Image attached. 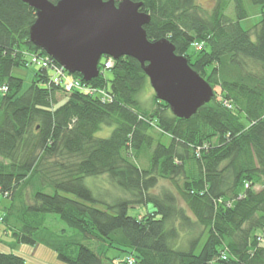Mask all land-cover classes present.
Masks as SVG:
<instances>
[{"label":"trees","instance_id":"trees-1","mask_svg":"<svg viewBox=\"0 0 264 264\" xmlns=\"http://www.w3.org/2000/svg\"><path fill=\"white\" fill-rule=\"evenodd\" d=\"M132 1L150 16L147 38L168 39L213 87L212 99L188 119L174 116L154 94L145 105L140 94L148 78L127 55L87 82L66 72L104 89L110 100L67 92L28 59L46 55L29 39L35 9L0 0L5 231L17 243L42 242L66 264H116L111 249L126 252L120 261L126 264H264V0H251L261 8L251 30L240 25L242 0H214L210 9L197 0ZM230 1L234 18L225 13ZM18 66L34 69L29 83L12 74ZM101 125L112 126L107 137L96 136ZM153 128L167 133L169 143L155 139ZM147 153L149 163L140 167ZM102 175L126 195L110 201L94 193ZM160 179L169 180L184 206L171 190L151 192ZM49 213L78 238L50 231ZM0 264L27 263L0 251Z\"/></svg>","mask_w":264,"mask_h":264},{"label":"water","instance_id":"water-1","mask_svg":"<svg viewBox=\"0 0 264 264\" xmlns=\"http://www.w3.org/2000/svg\"><path fill=\"white\" fill-rule=\"evenodd\" d=\"M35 9L29 39L69 73L89 81L99 73L102 55L136 59L147 76L154 96L170 112L191 117L208 103L214 89L184 55L175 53L166 38L149 40L144 25L149 14L132 0H22Z\"/></svg>","mask_w":264,"mask_h":264},{"label":"rangeland","instance_id":"rangeland-1","mask_svg":"<svg viewBox=\"0 0 264 264\" xmlns=\"http://www.w3.org/2000/svg\"><path fill=\"white\" fill-rule=\"evenodd\" d=\"M203 7L210 9L214 3V0H197ZM243 5L246 9V16L240 20V25L244 29L251 30L252 27L259 21L261 15V8L259 4L253 3L251 0H242ZM225 13L227 16L234 18V6L233 3L227 5ZM196 52L195 48L190 45L188 49V53L194 54ZM12 74L14 76H18L24 80L25 83H29L32 78L34 77V69L24 66L14 67L12 69ZM154 94L153 89L151 88L149 81L146 82L144 90L140 94L141 101L147 105L151 102L152 95ZM2 92L0 91V96ZM56 98L63 100V93L59 92L56 95ZM112 130V126L101 125L100 129L96 132V136L98 137H107ZM150 134L155 138L158 139L160 142L164 144H168L170 141V136L165 133L161 132L158 129H151ZM138 165L140 167H146L149 163V153L146 156L142 155L139 157ZM90 177L86 178V183L90 185ZM93 183H95L99 188L92 190L94 193H100L102 196L105 193V197L108 200H113L116 197L126 195L119 187L116 185L114 186L111 181L107 178L106 175L99 176L98 178L94 179ZM164 190H171L174 195L177 197L178 205L184 206L183 201L179 197L176 189L172 186V184L167 179H160L157 185L151 189V192L154 194H159ZM47 193H52L53 190L49 187L44 189ZM107 192V193H106ZM66 194V193H65ZM68 196L74 197L72 194H66ZM29 201V200H28ZM10 204V200L0 195V213L2 214V207L7 206ZM47 225L50 231L55 233L61 234L65 237V240L71 238V241L77 239L78 234L62 221H60L55 214L49 213L47 214ZM77 237V238H76ZM13 237L10 234V231H5V225L0 224V251L3 252H13L18 254L24 258L27 264H66L65 262L59 260L57 258L56 252L43 244L40 241H37L35 244H25V243H17L13 241ZM126 252H120L114 249L108 251L109 256H116L115 262L116 264H126L120 261H123L126 257ZM103 264H108L104 261Z\"/></svg>","mask_w":264,"mask_h":264},{"label":"built area","instance_id":"built-area-1","mask_svg":"<svg viewBox=\"0 0 264 264\" xmlns=\"http://www.w3.org/2000/svg\"><path fill=\"white\" fill-rule=\"evenodd\" d=\"M199 46V45H197ZM28 59L30 62L38 68H43L48 71L50 75V80L54 83L61 85V87L67 91L71 92L72 90H78L84 93H97L102 98L106 100H110V95L104 89H98L96 87H92L91 85L86 84L84 81L79 78L70 76L66 74V70L58 64H54V60L48 55H38L32 54L28 55ZM101 73L105 74L109 68L113 65V59L111 57H103L101 59ZM68 73V72H67ZM2 220V215L0 213V223ZM128 262L132 263L133 259L128 258Z\"/></svg>","mask_w":264,"mask_h":264}]
</instances>
